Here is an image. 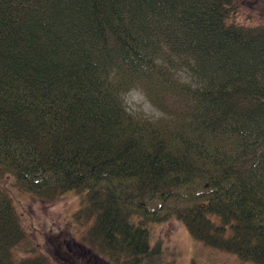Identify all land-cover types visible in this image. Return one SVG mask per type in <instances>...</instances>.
Segmentation results:
<instances>
[{
  "label": "trees",
  "instance_id": "obj_1",
  "mask_svg": "<svg viewBox=\"0 0 264 264\" xmlns=\"http://www.w3.org/2000/svg\"><path fill=\"white\" fill-rule=\"evenodd\" d=\"M234 1L0 0V175L79 194L93 264L152 259L170 218L264 264V26ZM137 87L158 117L128 111ZM24 237L0 188V264H52L16 261Z\"/></svg>",
  "mask_w": 264,
  "mask_h": 264
},
{
  "label": "rangeland",
  "instance_id": "obj_2",
  "mask_svg": "<svg viewBox=\"0 0 264 264\" xmlns=\"http://www.w3.org/2000/svg\"><path fill=\"white\" fill-rule=\"evenodd\" d=\"M234 4L232 16L236 22L264 26V0H235ZM124 100L130 112L148 117L160 115L139 87L127 92ZM0 188L11 198L25 231L24 239L12 249L16 261L41 255L52 264H93L96 258L87 251L92 248L96 252L86 231L90 222L73 218L82 204L79 194L68 192L54 199L34 196L18 188L9 174L0 175ZM149 228L151 241L160 244V251L141 264H254L195 240L176 218L153 223Z\"/></svg>",
  "mask_w": 264,
  "mask_h": 264
}]
</instances>
